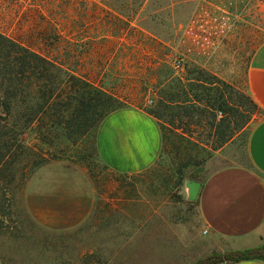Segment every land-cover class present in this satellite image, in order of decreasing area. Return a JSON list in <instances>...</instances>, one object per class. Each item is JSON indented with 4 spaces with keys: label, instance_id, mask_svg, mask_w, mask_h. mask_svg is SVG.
<instances>
[{
    "label": "rangeland",
    "instance_id": "obj_1",
    "mask_svg": "<svg viewBox=\"0 0 264 264\" xmlns=\"http://www.w3.org/2000/svg\"><path fill=\"white\" fill-rule=\"evenodd\" d=\"M0 30L65 69L85 73L122 107H152L163 85L171 80L172 92L178 78L185 92L187 78L201 85L203 98L199 116L182 119L185 138L170 133L171 124L161 121L164 146L144 178L107 170L93 148V134L76 147L61 146L64 151L49 162L65 163L69 181L90 191L91 211L70 231L40 226L28 210V179L15 193L11 213L1 216L0 264L196 261L186 256L189 239L201 241V234L185 179L192 174L201 180L217 168L248 164L246 142L258 112L243 84L251 54L264 40V0H0ZM222 129L229 138L220 144ZM24 137L36 142L33 132ZM138 188H146L148 195L144 229L137 204L122 202L136 199Z\"/></svg>",
    "mask_w": 264,
    "mask_h": 264
},
{
    "label": "crops",
    "instance_id": "obj_2",
    "mask_svg": "<svg viewBox=\"0 0 264 264\" xmlns=\"http://www.w3.org/2000/svg\"><path fill=\"white\" fill-rule=\"evenodd\" d=\"M243 85L258 112L246 142L248 164L223 166L197 180L201 186L195 208L201 234L197 237L201 241L189 239L186 256L191 262L212 252L245 250L264 244V40L251 54ZM94 145L98 160L111 173L144 178L162 148L159 121L142 106L120 107L99 123ZM64 164L49 162L39 167L26 186L27 206L35 222L63 232L77 227L92 208L90 191L85 192L78 182L69 181ZM111 191L125 192L120 188ZM137 195L136 199L122 202L137 204L139 227L144 229L148 222L147 189L138 188ZM127 206L124 204L122 210ZM146 235L144 231L145 244ZM178 238L183 240L182 244L187 243L185 237ZM226 264H264V260L251 258Z\"/></svg>",
    "mask_w": 264,
    "mask_h": 264
},
{
    "label": "trees",
    "instance_id": "obj_3",
    "mask_svg": "<svg viewBox=\"0 0 264 264\" xmlns=\"http://www.w3.org/2000/svg\"><path fill=\"white\" fill-rule=\"evenodd\" d=\"M84 74L65 69L58 60L0 30V220L11 213L15 193L39 167L64 151L61 146L76 147L92 134L94 139L102 119L122 107L109 90ZM187 80L189 92L179 78L171 92L169 80L155 105L147 108L159 121L162 147L166 136L161 121L171 124L170 133L185 138L182 119L191 121L202 112L198 104L203 99L198 93L201 85L192 78ZM178 128L180 133L175 131ZM30 132L35 133L32 144L24 137ZM227 138L224 129L219 131L220 144ZM176 172L184 178L181 167ZM189 177L198 180L195 175ZM251 258L264 260V244L212 252L191 264H226Z\"/></svg>",
    "mask_w": 264,
    "mask_h": 264
},
{
    "label": "water",
    "instance_id": "obj_4",
    "mask_svg": "<svg viewBox=\"0 0 264 264\" xmlns=\"http://www.w3.org/2000/svg\"><path fill=\"white\" fill-rule=\"evenodd\" d=\"M184 185L186 188L187 200L189 201L196 200L201 183L192 178H186Z\"/></svg>",
    "mask_w": 264,
    "mask_h": 264
},
{
    "label": "flooded vegetation",
    "instance_id": "obj_5",
    "mask_svg": "<svg viewBox=\"0 0 264 264\" xmlns=\"http://www.w3.org/2000/svg\"><path fill=\"white\" fill-rule=\"evenodd\" d=\"M243 11V5L240 4L238 5V7L236 8V12H239V15L242 14ZM235 12V10H232L231 13Z\"/></svg>",
    "mask_w": 264,
    "mask_h": 264
},
{
    "label": "built area",
    "instance_id": "obj_6",
    "mask_svg": "<svg viewBox=\"0 0 264 264\" xmlns=\"http://www.w3.org/2000/svg\"><path fill=\"white\" fill-rule=\"evenodd\" d=\"M179 64H180V63L178 62L177 65L179 66ZM149 103H151V101H149Z\"/></svg>",
    "mask_w": 264,
    "mask_h": 264
}]
</instances>
